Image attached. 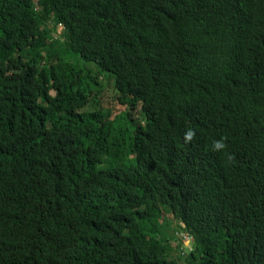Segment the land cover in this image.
Listing matches in <instances>:
<instances>
[{"label":"trees","instance_id":"obj_1","mask_svg":"<svg viewBox=\"0 0 264 264\" xmlns=\"http://www.w3.org/2000/svg\"><path fill=\"white\" fill-rule=\"evenodd\" d=\"M0 264H264V0H0Z\"/></svg>","mask_w":264,"mask_h":264},{"label":"clouds","instance_id":"obj_2","mask_svg":"<svg viewBox=\"0 0 264 264\" xmlns=\"http://www.w3.org/2000/svg\"><path fill=\"white\" fill-rule=\"evenodd\" d=\"M194 132L192 131H188L186 134H185V141L186 142H191V140L194 138ZM226 148V145L224 143V140L223 138L221 140H217V141H214L213 142V150L214 151H220L222 149H225ZM188 234V233H187ZM191 236V235H190Z\"/></svg>","mask_w":264,"mask_h":264},{"label":"built area","instance_id":"obj_3","mask_svg":"<svg viewBox=\"0 0 264 264\" xmlns=\"http://www.w3.org/2000/svg\"><path fill=\"white\" fill-rule=\"evenodd\" d=\"M181 237L184 240V250H186L187 248H190L192 246L193 237L190 236L189 234H183V233H182ZM187 241H188V247H186Z\"/></svg>","mask_w":264,"mask_h":264},{"label":"rangeland","instance_id":"obj_4","mask_svg":"<svg viewBox=\"0 0 264 264\" xmlns=\"http://www.w3.org/2000/svg\"><path fill=\"white\" fill-rule=\"evenodd\" d=\"M62 30H61V28L60 29H58V31H57V33L59 34L60 32H61ZM171 235H172V232H171ZM181 235H182V233H178V236L179 237H181ZM176 236H177V234H176ZM182 241V240H181ZM177 242V241H174V243H173V245H174V247H176V246H178V244H181L182 242ZM183 246H184V244H183ZM182 246V247H183ZM186 247H188V241L186 242Z\"/></svg>","mask_w":264,"mask_h":264}]
</instances>
